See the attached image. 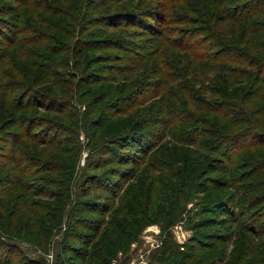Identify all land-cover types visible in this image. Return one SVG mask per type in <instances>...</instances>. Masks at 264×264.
I'll return each instance as SVG.
<instances>
[{
	"label": "rangeland",
	"instance_id": "rangeland-1",
	"mask_svg": "<svg viewBox=\"0 0 264 264\" xmlns=\"http://www.w3.org/2000/svg\"><path fill=\"white\" fill-rule=\"evenodd\" d=\"M77 1L79 12L71 8V2ZM186 1L190 0H0V31L4 33H0V83L12 81L13 94L22 92L23 102L38 92L46 101L71 103L65 118L44 105L17 109L1 96L4 88L0 90V123H13L23 115L41 118L45 128L54 127L52 132L62 129L60 157L73 165L57 174L42 173L22 181L31 186L30 191L45 189L48 195L58 192V196L29 194L26 198L20 194L21 184L6 182L15 168L0 159V191H4L0 194V235L20 250L16 261L24 257L28 264H249L257 257L248 248L253 233L227 218L226 210L232 200L238 203V194L250 197L259 192L231 181L229 161H224V175L214 169L202 175L206 161L215 157L217 162V154L170 135L134 156L164 132L165 126L156 124V118L164 106L177 112L175 99L161 106V91L127 114L96 123L123 99L132 95L136 102L155 93L157 87L150 83L159 77L157 71L167 67L165 62L178 69L172 70L170 87L194 83L196 66L189 57L172 56L163 62L148 52L155 42L150 33L140 27L105 24L108 16L125 11L143 18L147 17L143 11H167L177 20L185 11L190 13ZM78 13L84 16L82 22ZM150 19L153 22L154 16ZM155 24L162 26L159 21ZM10 37L13 41L6 45ZM40 41L49 51L37 45ZM99 55L107 60H98ZM39 65L48 66L50 73ZM125 66L130 69L119 71ZM34 72L44 79L41 84L27 80L28 73ZM215 76L201 74L199 78L207 84ZM43 86L47 92L38 90ZM169 90L166 98L172 94ZM10 129L18 130L17 126ZM126 129L134 131L135 139L128 136L116 141ZM190 155L188 166L185 160ZM95 164L101 166L96 169ZM214 178L215 182L209 180ZM51 203L59 209H49ZM255 240L264 242V234Z\"/></svg>",
	"mask_w": 264,
	"mask_h": 264
},
{
	"label": "trees",
	"instance_id": "trees-1",
	"mask_svg": "<svg viewBox=\"0 0 264 264\" xmlns=\"http://www.w3.org/2000/svg\"><path fill=\"white\" fill-rule=\"evenodd\" d=\"M184 6L190 10V13L185 11L177 20H172V17L166 14L167 11L163 13L159 10L152 11L153 14L143 11L147 16L145 18L128 11L108 16L107 21H109L105 23L106 25L140 27L143 32L150 33L155 38V42L148 52L155 53L163 62L166 59L171 61L172 56L178 59L189 57L196 67L193 68L194 83L191 87L182 86L180 83L170 87V77L175 74L172 70L178 69L165 62L167 67L157 71L159 77L155 82L150 83L151 86L156 85L155 93L136 102V99L131 100L132 95L123 99L122 102L111 106L112 112L106 113V118L96 123L100 124L111 117L127 114L136 108L135 106H142L151 98L158 97L159 92L166 93L171 89L172 94L168 96L169 98L163 93V97L159 98L158 102L162 106L163 103L175 99L178 111L161 107V114L156 118V124L164 125V132L156 136L157 139L151 145L147 144L148 147L144 151L138 150L134 156L139 152L144 154L156 142H162L170 135L172 139L183 144L201 145L217 154L218 161H214L215 157L206 161L205 172H202V175L211 173L212 169L224 175L227 168L224 161H229V176L230 173L233 175L231 181H236L237 183L234 184L238 186L243 184L247 190H256L259 194L250 197L238 194L241 197L238 198V203L232 200L233 205H227V218H231L244 228H249L254 235L248 248L257 254V257L249 264H264V242L255 240L264 234V0H190L186 1ZM71 8L79 12V2H71ZM151 16H154L153 22ZM78 17L82 22L83 14L78 13ZM157 21L162 25L161 28L155 24ZM185 23L190 27H183ZM15 36L17 37V34ZM12 41L10 37L6 45L11 44ZM80 42L86 44L87 41H77L78 44ZM89 43L90 41L87 45ZM105 43L116 48L121 46L120 43L112 41ZM105 43L102 46H107ZM37 45L49 51L47 45L41 41L37 42ZM177 51L187 54H178ZM105 58L104 55L98 56V60H107ZM180 65L183 68V64ZM38 68L41 70L46 68L45 73H50L48 66L39 65ZM118 69L125 72L130 66ZM201 74H216V78L213 81L209 79L208 82L205 81L207 84H204L199 78ZM26 78L32 84H41L44 81L35 72L28 73ZM27 80L25 79L24 86L28 87ZM97 80L98 78L95 81ZM1 89L3 90L1 96L5 98V102L10 101L17 109H26L28 106L38 104L44 105L49 112L61 117L66 118L70 113L66 108H69L71 103L59 100L55 103L54 99L46 101V96L38 92L23 102L22 92L18 96L13 94L15 90L12 81H8L6 85L0 83ZM38 90L47 92L48 87L43 86ZM191 105L196 109L189 108ZM181 112L183 114H180ZM175 113H179L180 116L173 117ZM208 117L211 119H207ZM45 125L46 121L41 118L23 117V115L16 118L13 123H0L2 128L0 159L3 158L8 165L15 168L6 182L12 180L17 185L21 184L20 194L26 198L29 194L54 198L60 193L48 195L45 189L30 191L31 186L22 182L23 180L37 178L42 173L57 174L73 166L60 157V153H63L59 146L62 129L52 132L54 127L45 128ZM54 125L56 126L55 122ZM11 126H17L18 130H11ZM60 127L62 128V125ZM133 132L128 129L122 131L116 136V141L134 135ZM134 137L131 136L132 139H135ZM45 148L49 150L46 151ZM186 158L185 165L189 166L191 155L190 158ZM100 166L95 164L94 168ZM69 179L70 172H67L66 183ZM209 180L215 182L216 179ZM50 183L59 185L58 181L57 183L50 181ZM118 187L119 185L116 189ZM11 191L12 189L9 190ZM0 194L4 195V191H0ZM52 204L49 205V209H59V207L54 208ZM248 213L256 214L257 217L253 218L247 215ZM3 229L7 231L5 227ZM221 239L228 240L225 236H221ZM0 245V264H28L23 261L24 257L16 261L20 256V250L2 235H0Z\"/></svg>",
	"mask_w": 264,
	"mask_h": 264
}]
</instances>
